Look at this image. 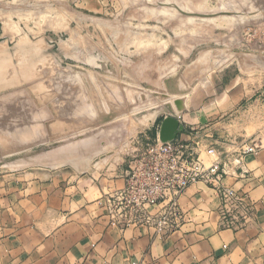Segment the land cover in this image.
Listing matches in <instances>:
<instances>
[{"label":"rangeland","instance_id":"obj_1","mask_svg":"<svg viewBox=\"0 0 264 264\" xmlns=\"http://www.w3.org/2000/svg\"><path fill=\"white\" fill-rule=\"evenodd\" d=\"M263 105L264 0H0V181L48 184L47 217L78 180L124 178L168 106L219 141Z\"/></svg>","mask_w":264,"mask_h":264},{"label":"crops","instance_id":"obj_2","mask_svg":"<svg viewBox=\"0 0 264 264\" xmlns=\"http://www.w3.org/2000/svg\"><path fill=\"white\" fill-rule=\"evenodd\" d=\"M256 111L250 119L257 125L255 132L242 131L232 138L222 135L219 140V146L226 148L231 141L262 143L256 153L245 156L247 172L238 169L227 178L236 188L248 190L256 202L254 219L245 228L219 227V200L202 182L191 185L181 198L194 222L159 239L147 228L121 230L108 225L104 195L121 186L124 178L78 180L76 192L60 198L61 206L49 217L39 209L48 184L29 183L38 193L21 198L16 189L27 184L0 181V264H264V130L260 128L264 120ZM182 114L186 120V108ZM189 118L197 124L195 131H208V114L199 112ZM160 131L157 129L156 136ZM35 199L39 202L32 207L30 202ZM65 199L68 206H64ZM19 202H27L29 207L26 203L17 208Z\"/></svg>","mask_w":264,"mask_h":264},{"label":"built area","instance_id":"obj_3","mask_svg":"<svg viewBox=\"0 0 264 264\" xmlns=\"http://www.w3.org/2000/svg\"><path fill=\"white\" fill-rule=\"evenodd\" d=\"M175 119L180 126L177 136L161 140L157 133L135 155L123 184L105 193L108 225L121 230L147 228L156 238H167L194 222L181 198L191 185L202 182L219 200V227L245 228L254 219L256 202L248 190L236 188L227 178L238 169L246 173L245 156L256 153L262 143L231 141L230 147L219 151L212 133L195 131L182 114Z\"/></svg>","mask_w":264,"mask_h":264},{"label":"water","instance_id":"obj_4","mask_svg":"<svg viewBox=\"0 0 264 264\" xmlns=\"http://www.w3.org/2000/svg\"><path fill=\"white\" fill-rule=\"evenodd\" d=\"M180 130L178 121L172 117H166L163 120L160 138L161 140H171L175 138Z\"/></svg>","mask_w":264,"mask_h":264},{"label":"bare ground","instance_id":"obj_5","mask_svg":"<svg viewBox=\"0 0 264 264\" xmlns=\"http://www.w3.org/2000/svg\"><path fill=\"white\" fill-rule=\"evenodd\" d=\"M178 102V101H177ZM178 104V103H177ZM175 114H182V113H178V112H176V111H174V109L172 108V107H170V106H168ZM89 142V141H88ZM91 142V141H90ZM75 157V156H74ZM82 161V160H81ZM80 161V162H81ZM88 161V160H87ZM84 164V163H83ZM85 165V164H84ZM84 165L83 166H81V167H84ZM89 165V164H88ZM75 167V166H74Z\"/></svg>","mask_w":264,"mask_h":264}]
</instances>
